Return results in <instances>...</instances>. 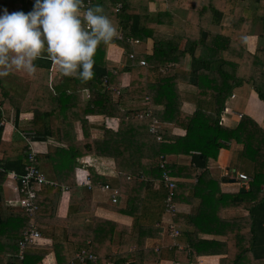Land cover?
Masks as SVG:
<instances>
[{"label":"trees","instance_id":"obj_1","mask_svg":"<svg viewBox=\"0 0 264 264\" xmlns=\"http://www.w3.org/2000/svg\"><path fill=\"white\" fill-rule=\"evenodd\" d=\"M243 1L93 0L92 4H100L116 25L117 35L98 45L92 78L81 81L61 74L62 81L53 84L54 63L46 54L34 61L33 74L11 69L0 77V166L4 168L0 170V264H46L51 252L57 264H144L152 258L190 264L193 254L219 251H224L221 264H264V128L247 115L242 116L239 127L243 129L242 155L252 164L250 190L222 192L219 186L214 187V197H200L193 214L176 212L174 221L183 226L179 237L188 247L155 248L150 244L160 239L164 230L160 221L166 212L168 188L162 181V158L168 159L167 167L175 178L179 174L190 179L176 178L175 201H184L195 187L212 182L220 185L221 179L211 176L208 161L217 158L220 148L233 138V128L220 121L225 100L244 80L252 81L264 99V0H255V12L242 5ZM0 5L9 11H27L31 0H0ZM255 15L261 20L259 46L251 52L246 41L256 31ZM226 28H231L230 33L224 31ZM135 38L148 47L130 58L127 52L135 49ZM112 44L123 49L126 66L121 69L115 70L108 62ZM187 55L190 70L184 69ZM141 59H146V64H141ZM123 71L130 72V84L117 93L114 88L120 85ZM183 85L195 86L194 95L201 107L190 115L181 107ZM166 99L161 108L159 103ZM149 106L151 114L146 115ZM12 111L18 132L31 130L34 139L46 142V148L38 150V159L52 167L57 179L38 187L34 213L14 210L3 194L2 184L9 172L21 174L27 163L26 140L20 135L3 138L2 114L10 116ZM24 111L33 114L28 122L20 123ZM94 114L119 119L117 130L103 127V137L112 143L122 194L117 203L96 205L132 216L129 225L98 215L87 227L70 222L71 214L90 211L94 203L83 190L90 192L91 188L77 184L79 160L96 153L89 119ZM152 116L161 123L165 138L173 124L185 127L186 133L173 136V143L158 140L150 132ZM78 123L82 137L76 131ZM192 151H196L192 165L179 166L169 160L171 155ZM86 170L92 185H98L101 176L95 167ZM196 178L197 182H192ZM64 186L70 187V195L67 214L61 216L58 210ZM32 218L43 240L27 244L20 258L23 235L9 233L7 228L24 229ZM195 233L225 239L202 238ZM80 252L97 258L79 261L74 257Z\"/></svg>","mask_w":264,"mask_h":264},{"label":"crops","instance_id":"obj_2","mask_svg":"<svg viewBox=\"0 0 264 264\" xmlns=\"http://www.w3.org/2000/svg\"><path fill=\"white\" fill-rule=\"evenodd\" d=\"M246 1V2H245ZM242 2V5H248L253 12L257 10V3L255 0H245ZM254 24L256 26V31L254 33H251L247 36V48L251 52H255L257 47L259 46V37H258V30L260 19L254 16ZM226 33H230L231 28L224 29ZM145 43H143L142 46H144ZM146 47H148L146 43ZM145 47V48H146ZM141 50V49H140ZM187 62H184V69L190 70V56L185 57ZM121 60H124L123 56V49L117 46L116 44H112L109 48V54H108V62L111 66L121 69L124 66L121 63ZM161 70H165L164 68H161ZM51 79L53 81V84H57L62 81L61 73L58 71V67L54 64L51 72ZM130 84V72L129 71H123L121 83L118 86V88L123 89L127 88V86ZM183 103L181 105L184 112L188 113L189 115L195 112L196 109H201L197 103V95H194V92L196 91L195 86L193 85H183ZM88 90L84 91V98L86 99V95ZM86 92V93H85ZM230 99V100H228ZM167 99L164 102L159 103V106L162 108L164 104L166 103ZM2 112V110H0ZM31 111H24L21 112L20 115V123H26L30 120V117L32 116ZM239 114H242L241 116ZM5 115V116H4ZM4 115L2 114V120L5 118V124H4V131H3V138L5 139H13L18 138L19 134L17 131V126H15L14 123V114L13 111L10 114V116L7 115V113ZM243 115H247L252 117L262 128H264V99L259 96V93L257 92V89L255 88L252 81L244 80L239 85L235 86L232 91L230 92L229 96L225 100L224 107L222 110V113L220 115V121L227 127L233 128V138L231 141H227V145L225 147L220 148L217 158H210L208 161V170L213 177L220 178V185L216 182L208 183L207 185H204L202 187H195L192 193H187L186 199L184 201H176L177 202V211L179 213L184 214H193L195 211L196 206L198 205V199L200 197L206 196L207 198H213L214 194L212 191L214 190V187L221 188L222 192H238L240 191V188L242 184L244 183L242 180H240L237 176L239 172L247 173L249 176L252 177L250 170L252 168V164L249 160L244 158L242 155L243 150V129L239 127V121L241 120ZM91 125H92V137H93V144L95 147L96 153L94 155H91L92 164L84 162V159L86 157L79 160L80 164L79 166H83V168L87 169L89 166L95 167L97 172L100 174L102 182H109L114 183L112 185L119 186V176L115 169L114 163H113V146L111 141L106 140L103 137V127L109 126L114 130H117L119 128V119L112 118V117H104L102 115L94 114L89 116ZM171 130V134H166L168 137H164L162 140L165 142H171L173 143L174 140L172 139L173 136L176 135H184L186 133V128L180 125H171L169 128ZM76 131L78 134V137H82V129L80 123L76 125ZM46 142L39 141L37 143V148L41 151H43L45 147ZM196 151H192L189 154H177V155H171L169 157V160L171 163L178 164L179 166H185V165H192L191 159L192 154H194ZM1 155V152H0ZM43 168L48 173L49 177H52L53 179L57 180L55 177V174L52 170V167L48 165L46 162H41ZM243 167V168H241ZM186 168V167H184ZM184 168H181L180 172L184 170ZM241 168V169H240ZM231 171L234 172L233 175H231ZM179 172V173H180ZM198 172H201V169H198ZM177 175V174H176ZM182 175V174H180ZM7 182H3L2 188H3V194L6 199V202L8 206H11L16 210L14 204L16 203V200L18 198V191L15 189V180L13 177L8 174L6 176ZM178 180H183L185 182H190L187 177H181L179 174L176 177ZM225 178V179H224ZM230 178H236L237 180L233 181ZM10 180V181H9ZM192 180V179H191ZM192 182H197V178L193 179ZM250 187V183L248 184ZM85 188L84 185H80ZM90 189V192L86 191V189H83L86 193H89V195L93 198V205L90 211L83 212V213H73L70 215V222L72 225L80 227L84 226L87 227L91 224L93 216L98 215L101 217H105L108 219L116 220L118 222L124 223V224H131L132 223V216L128 214H123L121 212H117L115 210H111L109 208H106L105 206L96 205L97 202H110L109 199V192L108 191H102L97 186ZM264 188V185H263ZM212 190V191H211ZM250 190V189H247ZM69 195L70 192L67 191L64 193L58 214L61 216H65L67 214L68 210V204H69ZM174 216H171V214H168L164 212V214L161 217V226H163L164 230L162 232V237L160 239H153L151 240V245H153L155 248H158L160 246H172L176 245L179 248L188 247L189 244L184 239H181L179 236L174 238L170 236L168 230H167V224L170 220L174 221ZM181 226V225H180ZM183 226H181V229ZM23 228L22 227H13L9 226L7 228V232L13 233L16 235H19L22 233ZM197 236H201L202 238H218L221 240L225 239V236L222 235H214L210 233H195ZM224 255V251H219L216 254L212 255H198L193 254V259L190 262V264H221L220 258ZM132 260V259H130ZM46 264H57L55 256L53 252L49 253L45 258ZM75 264H84V263H75ZM111 264V263H109ZM144 264H187L181 261H176L172 259H158V258H152V259H146Z\"/></svg>","mask_w":264,"mask_h":264},{"label":"clouds","instance_id":"obj_3","mask_svg":"<svg viewBox=\"0 0 264 264\" xmlns=\"http://www.w3.org/2000/svg\"><path fill=\"white\" fill-rule=\"evenodd\" d=\"M117 35L100 4L82 0H31L27 11L0 5V77L11 69L33 74L42 54L58 71L81 81L92 78L98 45Z\"/></svg>","mask_w":264,"mask_h":264},{"label":"built area","instance_id":"obj_4","mask_svg":"<svg viewBox=\"0 0 264 264\" xmlns=\"http://www.w3.org/2000/svg\"><path fill=\"white\" fill-rule=\"evenodd\" d=\"M93 0H85L82 1V5L84 7H88L92 4ZM121 7V4L118 5V8ZM133 45L135 46V49L133 51L127 52L128 57L133 58L135 53L140 51V46L143 44V42L139 38L132 39ZM141 64H146V59L140 60ZM121 63L123 66H126V61H122ZM164 68V67H162ZM117 70V68L115 69ZM114 88V87H113ZM114 90L119 93L120 88L115 87ZM151 107H147L145 110L146 115L151 114ZM143 115V114H141ZM240 116L242 114H239ZM222 122V121H221ZM1 124L4 125L5 121L2 120ZM161 123L158 121V119L155 116H152V121L150 124V132L157 137L158 140H162L164 138L163 134L160 131ZM19 135L26 140L27 146H26V153H27V163L24 166V171L21 174H18L17 172L10 171L9 174L13 177L15 180V189L18 191L19 195L16 200V203L14 206L18 210H25L29 213H34L36 210V197H37V189L42 184L46 183H54L55 179L48 176V173L43 168L41 161L38 159V148H37V141L33 138V131L31 130H20ZM91 156H87L86 159H84V162L89 163L91 160ZM163 161L161 162V168H162V181L164 185L168 188V196H167V207H166V213L171 214V216H174V214L177 211V202L174 200V194H175V186H176V178L172 175V171L170 168L167 167L168 159L163 157ZM0 170H4L2 166H0ZM238 178L242 180L246 185L250 183L252 180V177L249 176L247 173L239 172L237 174ZM77 184L78 185H86L89 188L95 187L91 183V179L89 177L88 171L83 168V166H77ZM102 191H108L109 192V199L113 203H117L121 200L122 194L120 191L119 186L112 185L109 182H102L100 181L97 186ZM70 190L69 186L63 187V192H67ZM180 229L181 226L176 223L173 220H170L167 224V230L170 234V236L176 238L180 235ZM22 238L19 241V248H20V258L24 257V249L27 244L35 243L37 241H42V235L41 232L38 229V226L36 225L34 219L30 221V223L23 229L22 231ZM74 258L79 259V261H84L85 259L89 258L91 260H95L97 258L94 254H89L86 256L84 253L80 252L75 255ZM72 259V261H76Z\"/></svg>","mask_w":264,"mask_h":264},{"label":"rangeland","instance_id":"obj_5","mask_svg":"<svg viewBox=\"0 0 264 264\" xmlns=\"http://www.w3.org/2000/svg\"><path fill=\"white\" fill-rule=\"evenodd\" d=\"M161 29H163V30H169L168 27H163V28H161ZM145 47H146V43H145V45L142 46L140 49H141V50H144ZM184 62H187L186 59H183V63H184ZM228 100H230V99H228ZM92 160H94V158H92V159L89 161L90 164L93 163ZM241 168H243V167H241ZM241 168H240V169H241ZM233 174H234V172L231 171V175H233ZM6 178H7V177H6ZM6 178H5V180H4L5 182H7V179H6ZM9 181H10V180H9ZM111 183H112V182H111ZM112 184H114V183H112ZM246 186H247V185H246ZM15 207H16V206H15Z\"/></svg>","mask_w":264,"mask_h":264},{"label":"water","instance_id":"obj_6","mask_svg":"<svg viewBox=\"0 0 264 264\" xmlns=\"http://www.w3.org/2000/svg\"><path fill=\"white\" fill-rule=\"evenodd\" d=\"M204 35H206V32H204ZM230 179L233 180V181L237 180L236 178H230ZM247 189H250V186L249 185L246 186V183H243L241 188H240V191L245 192Z\"/></svg>","mask_w":264,"mask_h":264}]
</instances>
